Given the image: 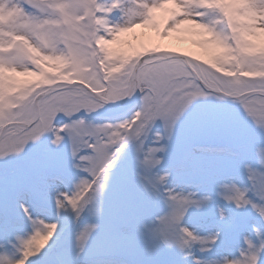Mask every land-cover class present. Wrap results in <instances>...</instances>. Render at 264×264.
<instances>
[{"label": "snow or ice", "instance_id": "obj_1", "mask_svg": "<svg viewBox=\"0 0 264 264\" xmlns=\"http://www.w3.org/2000/svg\"><path fill=\"white\" fill-rule=\"evenodd\" d=\"M133 2L137 7L147 9L150 19L145 22L149 23L153 12L169 0ZM241 2L180 0L184 11L178 15L173 9L168 25L169 30H175L190 24L209 34L210 42L223 49L214 57L226 56L231 61L226 72L223 69L217 71L218 65L213 62L209 67L193 58L162 55L151 49L147 51L155 54L142 55L121 79L109 72V57L104 48L120 33L141 27L135 22L134 10L126 6L130 0H0V15L5 21L0 24V65L4 69L15 72L14 61L22 55L14 40L23 34L17 23L40 22L65 26L60 33L65 50L55 54L53 62H62L61 67L69 62L84 64L93 73L91 76H73L69 83L35 82L34 87H25L15 96L10 95L15 90L11 80L6 83L5 78L0 87V158L21 153L28 143L39 140L46 133L54 134L52 143L56 145L61 144L66 135L71 141L72 156L78 161L76 167L88 175L71 193H60L55 203L58 211L71 210L78 222L90 205L97 206V216L101 214L99 203L109 173L130 140L139 142L138 150L142 153L139 164L144 170L142 179L153 194H160L168 176L152 173L162 164L159 154L166 150L161 141L171 138L176 122L198 99L209 96L230 98L242 107L245 116L257 128L264 131V46L251 39L264 34V23L257 24L251 32L242 31L239 25L245 20L239 13ZM250 9L257 19L264 20V0H251ZM115 10L128 17L125 23L132 26L110 27L108 17ZM108 36L114 39H101ZM249 76L258 79H248ZM137 93L141 100L139 109L121 123L93 125L79 116L81 112H98L106 104H117ZM61 115L68 122L57 127V118ZM157 120L162 121L164 127L163 133H157L154 138V144L159 146L145 149V140ZM255 157L257 166H246L250 186L241 189L235 184H223L220 195L237 208L250 206L264 217V147H257ZM249 193L256 199H251ZM166 198L170 211L158 217L151 230L156 241L153 250L158 249L160 243L181 249L199 244L201 251L210 250L217 236L200 237L182 226L188 209L202 207L210 197L198 199L194 193L183 194L169 189ZM21 208L33 224V232L27 239L18 238L19 258L5 253L0 255V264H29L30 258L42 253L58 228L57 223L34 219L27 207L21 205ZM223 215L221 212V217ZM98 227V224H87L76 232L77 255L84 252ZM245 243L247 247L239 258L226 259L223 264H258L264 253V238L258 246L250 240ZM196 264L202 262L197 260Z\"/></svg>", "mask_w": 264, "mask_h": 264}, {"label": "rangeland", "instance_id": "obj_2", "mask_svg": "<svg viewBox=\"0 0 264 264\" xmlns=\"http://www.w3.org/2000/svg\"><path fill=\"white\" fill-rule=\"evenodd\" d=\"M173 9L171 0L156 9L148 28L159 36L193 43L205 56L196 61L210 67L213 57L223 49L211 43L210 36L195 41L194 25L169 30ZM122 15L115 10L108 19L119 20L118 25L127 26ZM0 18V24H4L3 16ZM251 39L264 46L261 35ZM138 43L139 39L134 36L132 47L123 53L134 55L151 50L142 49ZM122 45L123 42H119L115 48ZM42 67L51 73L59 70L48 65ZM18 76L16 71H8L0 65V87L5 78L6 83L10 79L15 89L10 95L15 96L21 89L42 80L35 75L31 79ZM247 78L258 79L255 76ZM140 104L137 93L125 109L104 106L98 112H81L79 116L93 125L116 124L131 118ZM67 122L61 115L57 118V127ZM163 130V122L157 120L144 148L159 146L154 144V138ZM53 140L54 134L46 133L39 140L28 143L21 153L0 158V254L19 258L18 238L27 239L33 232L34 226L21 205L29 209L34 219L58 224L51 249H44L40 255L30 258L29 264H196L197 260L202 264H223L226 259L239 258L247 247L246 240L258 246L264 238V219L254 209L250 206L237 208L220 195L223 184H235L241 189L250 186L246 166H257L256 149L264 147V131L245 116L238 103L209 96L194 101L186 110L176 122L171 138L161 141L166 150L159 154L162 164L152 174H167L168 180L158 195L153 194L142 179L144 170L139 164L142 158L139 142L130 140L109 173L99 203L101 214L97 216V206L90 205L78 222L71 210H57L55 196L60 193L56 186L61 185L65 193H71L88 174L76 167L78 161L72 156L71 141L66 135L59 145L53 144ZM169 189L183 194L194 193L198 199L210 197L202 207L189 208L182 222L183 227L200 237L217 236L210 250L201 251L199 244L181 249L163 243L153 250L156 241L151 230L157 218L170 211L166 198ZM249 196L256 199L252 193ZM87 224L99 227L84 252L77 255L75 234ZM258 264H264V253Z\"/></svg>", "mask_w": 264, "mask_h": 264}, {"label": "clouds", "instance_id": "obj_3", "mask_svg": "<svg viewBox=\"0 0 264 264\" xmlns=\"http://www.w3.org/2000/svg\"><path fill=\"white\" fill-rule=\"evenodd\" d=\"M174 4V12L176 14H181L184 11V6L181 5L180 0H172ZM251 0H242L239 6V13L245 22L241 23L239 27L244 32H251L254 30L257 24L264 23V20L257 19L250 9ZM134 10L133 15L137 17L135 19L136 23H140L141 26L147 25L145 21L150 19L147 16V9L137 7L133 0L126 5ZM143 14V18L141 17ZM128 17L122 15V20L126 22ZM125 27H131L132 25L126 24ZM65 26L52 25L40 22H34L30 25H23L17 23V28L23 34L15 37L16 47L21 50L22 55H20L15 61V70H19L21 74L25 76H30L35 73L36 75L42 77V80L36 81V83L44 84L45 82H57L69 83L73 76H91L93 73L88 70L84 64L76 65L69 62L66 66L61 67L62 62H53L54 55L61 53L65 50V45L61 42L60 33ZM111 27V26H110ZM166 34V33H165ZM101 39H114L113 36L101 37ZM159 54L174 56L177 54L158 51ZM104 53L109 57L107 59V67L109 72L113 76L120 77L121 79L127 75L131 64L137 59L142 58V55H153L154 52L147 53H135L134 55H127L125 53H117L109 51L107 47L104 48ZM39 61V65L36 62ZM213 63L218 65L217 71L223 69L227 71V67L231 64V61L226 56H219L213 58ZM42 65H48L50 68H58L56 73H51L45 71ZM33 87L35 85H32ZM15 99V97H12ZM264 219V217H261ZM2 255V254H0Z\"/></svg>", "mask_w": 264, "mask_h": 264}, {"label": "bare ground", "instance_id": "obj_4", "mask_svg": "<svg viewBox=\"0 0 264 264\" xmlns=\"http://www.w3.org/2000/svg\"><path fill=\"white\" fill-rule=\"evenodd\" d=\"M1 19V18H0ZM110 25L112 27L117 26L120 22L119 20H115L113 22L110 20ZM196 35L194 37L195 41L204 40L206 37H209V34L204 32V30L195 28ZM136 36L139 39V47L148 48V49H156L158 51H167L179 55L186 56L188 58H193L194 60L200 61L205 58L204 53L200 50V48L196 47L193 43H181L172 36L165 38L164 36H159L155 32L151 31L148 28V25H144L138 28H134L131 31L120 33L115 40L110 41L105 44V47L110 49L113 52L123 53L126 52L130 47H132L133 37ZM262 41L264 42V34L261 35ZM119 42H123L121 47L116 49V44ZM16 74L19 75L18 77L22 79H31L34 75L25 76L21 74L18 70ZM134 98V96H133ZM132 98V99H133ZM131 99V100H132ZM56 188L58 189L59 193H65L63 187L61 185H57ZM57 196H55V200ZM51 240H49L48 245H46L45 250H49L52 247V244L55 242L56 235Z\"/></svg>", "mask_w": 264, "mask_h": 264}, {"label": "water", "instance_id": "obj_5", "mask_svg": "<svg viewBox=\"0 0 264 264\" xmlns=\"http://www.w3.org/2000/svg\"><path fill=\"white\" fill-rule=\"evenodd\" d=\"M226 100H230V101H234V100H232V99H230V98H225ZM128 100L129 99H127V100H124V101H122L120 104H118V105H115V104H106V105H108L110 108H113V109H120V108H123L124 107V105L128 102Z\"/></svg>", "mask_w": 264, "mask_h": 264}]
</instances>
